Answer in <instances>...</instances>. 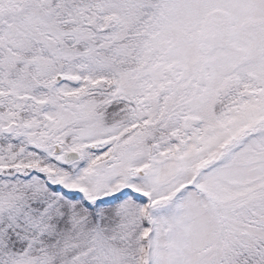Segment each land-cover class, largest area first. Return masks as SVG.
Segmentation results:
<instances>
[{"label": "snow or ice", "instance_id": "obj_1", "mask_svg": "<svg viewBox=\"0 0 264 264\" xmlns=\"http://www.w3.org/2000/svg\"><path fill=\"white\" fill-rule=\"evenodd\" d=\"M0 264H264V0H0Z\"/></svg>", "mask_w": 264, "mask_h": 264}]
</instances>
